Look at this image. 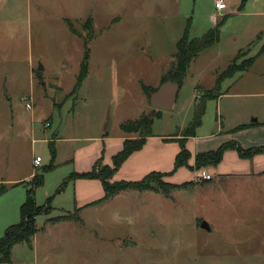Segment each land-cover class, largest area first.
I'll use <instances>...</instances> for the list:
<instances>
[{
    "label": "rangeland",
    "instance_id": "obj_1",
    "mask_svg": "<svg viewBox=\"0 0 264 264\" xmlns=\"http://www.w3.org/2000/svg\"><path fill=\"white\" fill-rule=\"evenodd\" d=\"M224 1L219 13L216 0H0V239L20 222L32 180L15 182L42 175L35 202L50 201L32 247L14 246L12 264H264V173L196 170L195 161L157 173L152 190L123 191L82 212L72 183L64 185L77 148L143 117H155L154 134L181 137L205 93L223 95L207 102L201 138L264 122V0ZM217 26L220 41L192 62L173 109L152 107L149 94L173 69L185 33L203 38ZM85 45L88 76L74 94ZM56 132L64 140L53 161ZM174 173L180 183L168 179Z\"/></svg>",
    "mask_w": 264,
    "mask_h": 264
},
{
    "label": "trees",
    "instance_id": "obj_2",
    "mask_svg": "<svg viewBox=\"0 0 264 264\" xmlns=\"http://www.w3.org/2000/svg\"><path fill=\"white\" fill-rule=\"evenodd\" d=\"M225 21V20H224ZM223 21V22H224ZM222 22V23H223ZM221 23V24H222ZM220 41V27L217 26L215 29L211 30L207 35L203 38H197L190 40L188 38V33H185L184 37L177 44V55H176V63L173 66V69L168 73V77H164L162 83L167 81L177 82L180 87L183 83L184 78L187 75L188 69L192 62L204 51L213 47ZM86 51L84 53L83 61L81 64V70L76 83V91L77 93L79 88L81 87L83 81L88 76V59H89V50L87 45H85ZM256 60V59H255ZM255 60L251 61L249 66L240 68L238 70H232V68H228L224 71L218 78L219 82H224L226 79H231L234 75L241 71H246L249 69ZM145 92H147L148 88L143 86ZM157 90V89H156ZM155 90V91H156ZM153 91V92H155ZM152 92V93H153ZM151 93V94H152ZM149 94V99L150 95ZM222 92L217 96L211 95V93H205L201 99L196 98L195 103V114L194 119L191 121L188 127H186L183 132L184 134L177 141L180 144V153L176 157V162L174 166L173 172H177L181 168H189V161L191 159V153L187 149V140L196 135L197 129L202 125V119L206 112V105L209 100L218 99L222 96ZM155 118V117H154ZM154 118H146L143 117L136 121H127L121 125V129L123 132L127 134H136L138 138L136 139H127L124 143L123 150L115 155L112 159V166H106L103 164L104 158L101 157L100 160L96 163L93 170L89 173H73L69 177V181L67 180L64 185L68 184L70 181H74L76 179H96L102 182L105 197L104 199L96 202L100 203L103 201L110 200L114 198L116 195L123 191L127 190H136V191H148L152 190L153 179L160 174L151 173L146 176L144 179L135 182H112L113 177L120 170L124 162L135 152L141 150L146 143V139L153 135V124ZM251 125H242L238 128L232 130L233 133L245 130ZM52 145V160L54 161L56 156L55 143L51 141ZM235 150L238 152L239 156L242 159H252L254 156L264 153L263 148L256 149H243L237 142H232L228 144H224L218 150L213 152H208L204 154H199L196 157V170H199L203 167L208 166H217L223 159L224 152L227 150ZM53 168V165L46 167L44 172L49 171ZM164 176V175H162ZM44 182L43 176L35 175L31 183L27 185V200L20 210V222L16 225L8 228L4 234V236L0 239V264H12V251L14 246L18 244H27L29 247H32L33 238L38 232V228L36 226V220L40 215L48 214L50 211V201H48L46 206H37L35 202V192L34 190L40 186H42ZM24 183H20L19 185H23ZM25 185V184H24ZM26 186V185H25ZM176 188V187H174ZM94 203V204H96Z\"/></svg>",
    "mask_w": 264,
    "mask_h": 264
},
{
    "label": "crops",
    "instance_id": "obj_3",
    "mask_svg": "<svg viewBox=\"0 0 264 264\" xmlns=\"http://www.w3.org/2000/svg\"><path fill=\"white\" fill-rule=\"evenodd\" d=\"M196 98L197 97H195V103ZM127 121H136V119H128L123 123ZM257 122H259V125L250 126L238 133H224L223 127H217L216 133H213L208 138H201L198 135L189 138L186 145L187 149L191 153V159L189 161L190 167L195 165L197 155L216 151L224 144L237 142L243 149L246 150L264 148V122L256 119L246 123L245 125ZM50 123L51 128L53 123ZM244 134H252V137L245 141V138H243ZM132 135L123 132L117 137H111L106 134L104 138H97L91 146L80 147L77 149L75 148L76 150L74 149V160H70L72 163L71 172L67 179H69L73 173L82 174L91 172L102 156L104 158V165L112 166L113 157L123 150L125 141L127 139L138 138V135ZM54 136L55 139L52 138L51 141H54L55 146L57 145V142H62L64 140L62 138L60 139L58 132L54 133ZM178 139H180V137H176L175 134L161 135L153 133L151 137L146 139V143L143 148L133 153L124 162L120 170L113 177L112 182H135L144 179L151 173L164 174L172 172L174 170L176 157L181 150L180 144L177 141ZM209 167H212L210 169L214 170V173H216V167H235L231 172L226 174L248 175L250 173H264V153L258 154L252 159H242L237 151L230 149L224 152L223 159L217 166ZM34 168L36 167L34 166ZM182 169L187 170L186 168H181L177 172H180ZM175 173L168 177L170 182H173L172 178L174 177ZM220 175L225 174L220 173ZM34 177L35 173L31 172L28 176L19 179L15 183H25L27 180H33ZM191 177L192 176H190V179ZM71 183L75 192V210H80L82 212V210L91 207L94 203L104 199L105 197V191L100 180L76 179L74 181L68 182L69 185Z\"/></svg>",
    "mask_w": 264,
    "mask_h": 264
},
{
    "label": "water",
    "instance_id": "obj_4",
    "mask_svg": "<svg viewBox=\"0 0 264 264\" xmlns=\"http://www.w3.org/2000/svg\"><path fill=\"white\" fill-rule=\"evenodd\" d=\"M43 67L40 65L38 71H42ZM180 90V85L177 82L167 81L163 83L155 92L150 95V104L156 109L171 110L173 109ZM200 228L208 232L212 231L210 224L203 221Z\"/></svg>",
    "mask_w": 264,
    "mask_h": 264
},
{
    "label": "built area",
    "instance_id": "obj_5",
    "mask_svg": "<svg viewBox=\"0 0 264 264\" xmlns=\"http://www.w3.org/2000/svg\"><path fill=\"white\" fill-rule=\"evenodd\" d=\"M226 9H227V4H226V2H225L224 0H216V10H217L218 12H222L223 10H226ZM215 19H216V17H215ZM27 100H28V99H27ZM26 108H27L28 110H31V109H32V105H31V103L27 102V104H26ZM46 127H50V124H47ZM41 164H42V159H41L40 157H37V158L35 159V161H34V166H35L36 168H39V167H41ZM199 176H200L203 180H206V181H209V180H211V178H212V176H211L209 173H207V171H205V170H201V171L199 172Z\"/></svg>",
    "mask_w": 264,
    "mask_h": 264
}]
</instances>
